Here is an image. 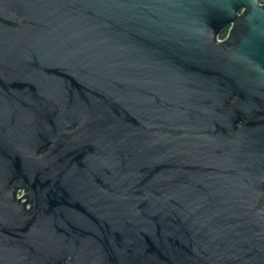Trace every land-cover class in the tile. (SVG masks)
<instances>
[{"label":"water","instance_id":"obj_1","mask_svg":"<svg viewBox=\"0 0 264 264\" xmlns=\"http://www.w3.org/2000/svg\"><path fill=\"white\" fill-rule=\"evenodd\" d=\"M0 264H264V0H0Z\"/></svg>","mask_w":264,"mask_h":264},{"label":"trees","instance_id":"obj_2","mask_svg":"<svg viewBox=\"0 0 264 264\" xmlns=\"http://www.w3.org/2000/svg\"><path fill=\"white\" fill-rule=\"evenodd\" d=\"M227 30L223 31L220 35V38H223L226 35Z\"/></svg>","mask_w":264,"mask_h":264},{"label":"built area","instance_id":"obj_3","mask_svg":"<svg viewBox=\"0 0 264 264\" xmlns=\"http://www.w3.org/2000/svg\"><path fill=\"white\" fill-rule=\"evenodd\" d=\"M226 36H227V32H226V35L223 37V38H220L219 37V39H220V41H223L225 38H226ZM20 196V193H18V197Z\"/></svg>","mask_w":264,"mask_h":264},{"label":"rangeland","instance_id":"obj_4","mask_svg":"<svg viewBox=\"0 0 264 264\" xmlns=\"http://www.w3.org/2000/svg\"><path fill=\"white\" fill-rule=\"evenodd\" d=\"M20 195H21V193H20Z\"/></svg>","mask_w":264,"mask_h":264}]
</instances>
